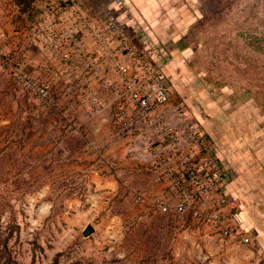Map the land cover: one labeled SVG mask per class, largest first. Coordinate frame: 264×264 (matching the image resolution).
I'll return each instance as SVG.
<instances>
[{"label": "rangeland", "instance_id": "obj_1", "mask_svg": "<svg viewBox=\"0 0 264 264\" xmlns=\"http://www.w3.org/2000/svg\"><path fill=\"white\" fill-rule=\"evenodd\" d=\"M126 1L172 40L169 87L233 168L234 224L252 243L147 212L130 192L152 191L153 160L136 132L89 119L80 89L61 79L54 92L69 119L50 118L0 61V264H264V0ZM50 2L0 0V43L33 61L30 72L45 61V37L27 14Z\"/></svg>", "mask_w": 264, "mask_h": 264}, {"label": "built area", "instance_id": "obj_2", "mask_svg": "<svg viewBox=\"0 0 264 264\" xmlns=\"http://www.w3.org/2000/svg\"><path fill=\"white\" fill-rule=\"evenodd\" d=\"M47 5L48 12L35 8L37 32L45 37L39 48L45 61L38 71L30 72L33 61H18L0 43V61L16 84L56 121L69 118L54 81L75 85L89 119L112 120L119 129L136 132L152 158L147 169L152 191L130 190L138 205L155 215L210 225L227 242L251 245L250 236L234 224L238 199L226 192L233 168L169 87L164 69L173 62L175 47L158 40L126 0H51ZM43 70L50 72L49 79ZM117 177L129 190L123 174Z\"/></svg>", "mask_w": 264, "mask_h": 264}, {"label": "crops", "instance_id": "obj_3", "mask_svg": "<svg viewBox=\"0 0 264 264\" xmlns=\"http://www.w3.org/2000/svg\"><path fill=\"white\" fill-rule=\"evenodd\" d=\"M127 2H129V1H127ZM133 4V3H132ZM131 3H130V6L132 7V9H133V11L135 12V15H136V18L139 20V21H143V22H145L150 28H151V30L154 32L155 31V28H154V26H153V24L151 23V22H149V20H148V22L145 20V19H147V18H144V17H142V14H141V12L138 10V5L136 4V5H132ZM157 37V39L158 40H160L162 43H164V44H166V45H171L173 42H172V40H165V39H161V38H159L158 36H156ZM170 66L171 65H169L168 67H166L165 69H164V73H165V76H166V78H167V80H168V84L170 85V83L169 82H171V78H170V75H169V71H168V69H170ZM75 105H76V103H75ZM163 113V112H166V111H164V110H160V111H158L157 113ZM196 120L198 121V119L196 118ZM171 121V120H170ZM211 138V137H210ZM211 139H213V138H211ZM214 140V139H213ZM216 143H217V145L219 146V144H218V142L216 141V140H214ZM220 147V146H219ZM220 149V148H219ZM221 154V153H220ZM233 179H234V177H233ZM233 179H231V181L227 184V189H226V192L229 194V195H232V196H234V197H236L237 198V196H236V193H234V189H232V187H231V185H232V183H233ZM238 216H239V214H237V218H238Z\"/></svg>", "mask_w": 264, "mask_h": 264}, {"label": "trees", "instance_id": "obj_4", "mask_svg": "<svg viewBox=\"0 0 264 264\" xmlns=\"http://www.w3.org/2000/svg\"><path fill=\"white\" fill-rule=\"evenodd\" d=\"M34 3V2H33ZM32 3V4H33ZM33 7V6H32ZM34 8H32V10H31V12L30 13H28L27 15H30L31 16V19L32 20H34V19H36L37 18V12L35 11V9L33 10ZM12 75V77H13V79H14V75L13 74H11ZM14 81H15V79H14ZM191 220V219H190Z\"/></svg>", "mask_w": 264, "mask_h": 264}, {"label": "water", "instance_id": "obj_5", "mask_svg": "<svg viewBox=\"0 0 264 264\" xmlns=\"http://www.w3.org/2000/svg\"><path fill=\"white\" fill-rule=\"evenodd\" d=\"M95 232L94 228L92 226H88V228L85 230L84 235L86 237L90 236Z\"/></svg>", "mask_w": 264, "mask_h": 264}, {"label": "flooded vegetation", "instance_id": "obj_6", "mask_svg": "<svg viewBox=\"0 0 264 264\" xmlns=\"http://www.w3.org/2000/svg\"><path fill=\"white\" fill-rule=\"evenodd\" d=\"M202 123V122H201ZM209 135V134H208ZM224 160V159H223Z\"/></svg>", "mask_w": 264, "mask_h": 264}]
</instances>
